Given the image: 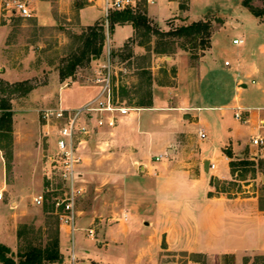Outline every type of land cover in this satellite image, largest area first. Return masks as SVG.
<instances>
[{
  "label": "rangeland",
  "instance_id": "rangeland-1",
  "mask_svg": "<svg viewBox=\"0 0 264 264\" xmlns=\"http://www.w3.org/2000/svg\"><path fill=\"white\" fill-rule=\"evenodd\" d=\"M22 1L30 7L32 16H21L13 0H0V26L8 28L0 31V67L7 72V75H0V79L10 82L29 80L34 85L27 94L18 92L9 96L0 93V104L1 98L7 96L10 98L13 112L11 135L3 137L4 150L0 148V190L4 193L0 199V236L3 233L8 235L6 244H10L8 246L12 249L14 257L18 259V252L25 251L32 245L46 246L56 233L60 236L64 260L50 264H219L221 257L222 264H236L233 254L220 256L218 251L223 243L216 236L213 247L207 250L211 244L209 235H221L219 233L222 228L226 231L228 240L224 247L231 248L235 238L242 246L248 240L258 237L261 238L259 242L263 243L264 234L260 233L263 225L253 216L257 208L264 210V147L256 146L253 153L241 150L239 154H233L234 169L238 171H232L229 178L204 175L203 178H209L215 195L233 198L236 203L242 202L244 198H250L252 202H242L236 210L233 208L228 211L229 215L222 218L216 216L217 219L215 217L214 220L216 219L217 226L209 224L199 234L197 245L204 249L190 251L189 243L194 244L195 238L180 241L175 239L176 241H173L178 245L174 242L172 247L165 234L160 235L159 239L151 237L145 241L150 226L144 228L143 220L150 217L140 202L154 199L150 192L147 194L144 190L153 180L148 181L143 178L142 173H136L132 167L134 159L124 157L120 150L116 157L109 154H112L114 149L97 148L93 142L84 145L85 164L82 178L85 189L76 203L77 230L74 241L72 240L66 227L60 224L55 210V200L62 196L63 190L50 159L57 150L55 134L53 128L45 125L43 113L48 108L60 105L77 107L83 104L88 96V88L91 89V96L86 101L98 94L101 85L94 80V69L105 59L104 48L99 57L95 55L91 65L82 64L72 75L62 78L61 67L78 52L84 40L83 34L89 32V25H83L80 21V7L88 3V0ZM179 2L184 11H187L191 3V12L197 19L202 17L200 13L203 10L209 9L205 18L213 20L216 35L214 69L205 74L203 106H214V110L203 109L202 124H196L193 128L196 131L201 125L207 127L208 137L202 141L198 140L195 150L200 155L218 159V171L226 173V161L221 157L222 154L228 155L226 150L230 149V145L224 148L219 145L224 137L223 127L227 125L230 130H238L230 133L232 138L250 137L249 125L235 115L236 106L240 104L253 109L264 106V96H258L256 90L259 83L252 82L253 79L262 80L260 75L255 74L257 70L254 65L257 64H252L244 56V52L250 47L249 38L247 37L243 44L233 42L237 33L242 34V27L237 23L248 24L255 15L243 5V0ZM149 3L158 13L160 23H165V27L160 26L156 18L148 14ZM252 3L264 7V0H253ZM179 4L177 3V7ZM135 9L146 12L156 26L165 30L187 24L182 12L180 15L168 17L171 9L169 0H154V3L135 0ZM94 13L105 14L101 8H95ZM259 20L264 22L261 18ZM97 23L106 27L104 45H110L116 68L127 69L124 75L119 74L114 78V82L119 79V90L117 89L116 94L122 101L135 106L141 98H148L147 92L151 91L152 85H148L150 77L147 76L155 70L159 73L160 82L174 85L176 81L172 79V74L175 65L156 59L159 53L157 50L165 46L164 43L161 44V36L152 35L151 42L146 43L142 51L138 48L139 51H135L136 42L146 38L142 32L135 31V41H130L128 46H125L126 42L118 45L112 40L114 29L107 24L105 16L92 25ZM180 44L181 39L177 37L173 45L165 47L171 54L182 48ZM198 51L202 53L200 48ZM226 58L231 61V65H224ZM238 66L244 71L243 80L248 83V87L242 92L237 91V82L241 75ZM136 86L139 87L138 92ZM122 92L125 93L124 96ZM2 112L0 108V116ZM89 139L98 140L92 137ZM211 171L210 169L208 173ZM204 189L205 187H200L197 190V202H200L202 195L205 196ZM171 194V198L175 197L177 202H185L187 197L194 195L186 187ZM211 194V191L207 192L208 196ZM38 195L44 196L41 204L34 201ZM206 196L204 198L207 199ZM13 201L19 202V205L10 210L7 202ZM125 211L130 212V218L128 221H121L119 217ZM149 212L154 214V209L150 207ZM132 215L134 217L131 219ZM132 221L138 223L141 229L136 226L132 228ZM90 229H94V235H90ZM73 248L76 253L75 261L71 254ZM243 253V264H264V250L258 249V246L252 251L248 248Z\"/></svg>",
  "mask_w": 264,
  "mask_h": 264
},
{
  "label": "crops",
  "instance_id": "crops-1",
  "mask_svg": "<svg viewBox=\"0 0 264 264\" xmlns=\"http://www.w3.org/2000/svg\"><path fill=\"white\" fill-rule=\"evenodd\" d=\"M148 1L154 3V0ZM176 2L178 4L180 3L179 0H169L171 9L168 17L180 15L182 12L184 13L183 16L186 17L187 24L196 20L205 19V15L210 11L209 9L203 10L202 13H200L202 17L197 19L191 12V3L187 11H184L181 4L177 7ZM95 8L104 9L105 14L94 13ZM244 10L246 9L244 8ZM148 14L150 16L152 15V18L154 16L160 26L165 27V23H160L161 21L158 18V13L151 7L150 3L148 4ZM103 16H105V20L107 21L105 0H88V3L80 7V21L83 25H92ZM237 25L242 27V34L237 33L235 36L243 37L244 43L246 42V38H249L250 47L244 52V56L249 62H252V64H257L254 65V69L257 70L255 74L260 75L262 80L257 81L253 79L255 81L252 80V82L259 83L256 89L257 94L258 96H264V22L260 21L259 18L255 16V18L250 19L248 24L238 22ZM3 29L6 30L8 28L3 25L0 26V31ZM135 31L132 23L117 24L113 30L112 40L118 45L124 44L130 38L134 37ZM215 37L216 35L213 30L211 47L198 58H192L190 53L183 48L171 54L158 53L156 57L157 61L164 63L168 61V63L175 65V71L172 74V79L176 81L174 85H169L167 82H160L158 78L159 73L156 72V70L150 72L152 82L150 83V85H152V105H135L136 108L132 109L113 130L110 132H101L97 136L92 137L95 139L97 138V141H91V139L88 138V141L81 144L83 158L85 156L83 153L84 145L86 146V144L93 142L96 143L95 145H97V148L114 149L112 154L111 152L109 153L110 155H119L121 151L122 153L120 154L124 157L126 156L130 159H134L132 167L136 173H142L143 178L148 181L153 180L154 183L150 182L149 185L144 187V190L147 194L150 192L154 199L152 201L144 200V202H140L142 206H145V212L148 217H150V219L143 220L144 228H146L147 225L150 226L147 231L148 237L145 241H148L151 237L159 239L160 235L165 234L168 243H170L172 247L177 239L180 241L181 239L186 240L195 238L196 242L194 244L189 243V245L191 244L190 251L195 249L202 251L204 248H199L197 245V240L199 239V234L202 229L212 223L214 226H217V222L215 221L217 217L222 218L227 214L229 215L228 211L233 208L236 210V207L242 205V202H252L250 198H244L242 202L236 203L237 201L233 198H224L220 195H215L213 193V186L208 181L209 178L205 177V179L203 177L204 175L210 174L211 176L216 175L229 178L232 175V168L230 165L231 158L226 154H222L221 158L226 161L227 172L220 173L218 171V159L214 160L209 156L200 155L199 152L195 150L196 142L198 140L202 141V139L207 138L208 135L206 126L201 125L196 131L193 127L196 124H202L203 109L207 108L208 110H214V106H203L205 99L203 83L205 74L211 73L214 69ZM135 46V51H139L137 48L142 51V48L145 47V45L139 42H136ZM134 50H132V52ZM195 60L196 62H194ZM226 60L229 59L226 58L225 61ZM225 61V66L232 64L230 61V64L226 65ZM240 66H238L241 71V75L237 82L238 92H242L248 87L247 81L243 80L245 74ZM0 69L2 70L0 75H7L4 68L0 67ZM127 83L129 84L130 80H128ZM244 83L247 85L243 86ZM136 87L138 88V86ZM88 89V96L85 101L91 96V89ZM238 106L243 109L244 118L248 119L246 123L251 130L250 137L240 138L237 136L232 138L230 133L232 131L237 132L238 130H230L228 126L225 125L223 127L224 137L219 143L221 148L230 145V149L234 156L239 154L241 150H249V152L253 153L257 147L252 139L256 135H264V106L253 109L250 106L244 107L238 104L236 110ZM200 131H204L206 136L201 137ZM123 147L125 150H123ZM212 162L216 163L215 168H211ZM84 164L85 158L83 166ZM210 169L212 171L208 173ZM182 187H186L190 192H193L194 195L190 198L187 197L184 200L185 202H177L174 199L175 197L173 199L171 198V193H177ZM200 187H205V196L207 192L210 191L212 194L209 196L207 195V199L202 195L200 197V202H197V190H199ZM145 199L147 198L145 197ZM7 204L10 206L9 209L11 210L14 209L13 207H17L19 202L13 201L7 202ZM150 207L154 209V214L149 212ZM16 212L17 211H13V213ZM132 217H134V215L131 216V219ZM215 217L216 219L214 220ZM254 217L263 225L261 226L262 229L260 232L263 235L264 210L257 208L256 211H254L253 218ZM186 225H188V227ZM134 226L141 229L138 223L132 221V228ZM217 229L219 230V228ZM220 232L219 234L221 235H215V233L209 235L208 239H210L211 244L208 245L207 250L213 247L214 237L216 236L218 239L220 238L221 240H219L223 243L222 248L218 251L221 254L220 256L231 253L235 257L236 264H243L242 257L244 255V250L249 248L250 251H252L257 246L258 249L264 250V242H259L261 239L260 237L254 240H248L244 246L240 245L237 238H235L236 241H233L234 243L231 248L224 247L228 241L226 240V231L222 228ZM7 239L8 235L6 233L1 234L0 242L6 244ZM176 244L177 242H175V245ZM7 245L10 244L8 243ZM120 262L122 263V261ZM219 264H222V257Z\"/></svg>",
  "mask_w": 264,
  "mask_h": 264
},
{
  "label": "built area",
  "instance_id": "built-area-1",
  "mask_svg": "<svg viewBox=\"0 0 264 264\" xmlns=\"http://www.w3.org/2000/svg\"><path fill=\"white\" fill-rule=\"evenodd\" d=\"M13 4L21 16H32L30 7L24 1L13 0ZM105 7L107 16L110 10L135 9V0H105ZM106 22L108 24V20ZM107 35H109L108 26ZM233 42L243 44L244 38L236 36L233 38ZM103 48L105 59L102 63H98L94 69V80L101 85L98 94L77 107L60 105L56 108H48L43 113L45 125L48 128H53L55 134L57 150L51 155L50 159L55 172L58 173L62 184L61 190H63L62 196L55 200V210L60 224L66 227L73 241L77 230L78 211L76 203L79 195L85 189L82 178L84 158L81 144L88 141L89 137H95L101 132H110L132 109L136 108L127 105L116 94V91L119 90V79L114 82V78L119 74L124 75L127 69L123 67L116 68L109 44L104 45ZM225 63L229 65L230 61L226 60ZM235 115L238 119L248 120L244 118V112L240 106L237 107ZM200 135L201 137L206 136L204 131H200ZM252 141L256 146L264 147L263 134L256 135ZM215 167L216 163L212 162L211 168ZM3 195V190H0V199L3 198ZM34 201L41 204L44 201V196L38 195L34 198ZM129 218L128 211H125L119 217L121 221H128ZM89 233L94 235V229H90ZM71 254L73 261H75L74 248Z\"/></svg>",
  "mask_w": 264,
  "mask_h": 264
},
{
  "label": "trees",
  "instance_id": "trees-1",
  "mask_svg": "<svg viewBox=\"0 0 264 264\" xmlns=\"http://www.w3.org/2000/svg\"><path fill=\"white\" fill-rule=\"evenodd\" d=\"M253 0H243V5L247 7L250 12L264 20V7L256 6L252 3ZM109 26L114 29L116 24L132 23L136 32H142L146 38L139 40V43L145 45L151 42L152 35L161 36V44L173 45L176 38L181 39L180 46L190 53L192 58H198L204 52L211 47L212 35L214 30L213 20L209 18L193 21L188 24H183L175 29L165 30L156 26L149 18L146 12H142L133 8H125L123 10H112L107 15ZM88 31L83 34L84 40L79 46L78 52H75L67 64L60 69V75L62 78L72 75L76 68L82 64H90L93 62L94 56H100L102 48L105 43V31L106 27L102 23L97 25H89ZM183 40H182V38ZM130 41H135L134 37L130 38L125 46L130 44ZM160 43V42H159ZM157 50L159 53H168L167 47ZM199 48L202 50L200 53ZM145 72V71H144ZM148 85L151 82V74L149 72ZM34 85L29 80H21L10 82L0 79V93H6V95H14L21 92L27 94L33 89ZM139 91V87L136 88ZM125 93L122 92L124 96ZM148 98H141L135 105L150 106L152 105V92L148 91ZM0 108L2 114L0 116V148L4 150L3 137L5 135L10 136L13 123V112L10 98L3 96L1 98ZM229 157H231L230 165L233 172H237L238 169H234L235 161L233 160V152L231 149L226 150ZM18 259L14 257L12 249L7 244L0 242V262L3 264H50L56 262H63L64 255L60 248V236L59 233L53 236L49 244L46 246L32 245L25 251L18 252Z\"/></svg>",
  "mask_w": 264,
  "mask_h": 264
},
{
  "label": "water",
  "instance_id": "water-1",
  "mask_svg": "<svg viewBox=\"0 0 264 264\" xmlns=\"http://www.w3.org/2000/svg\"><path fill=\"white\" fill-rule=\"evenodd\" d=\"M94 58H96V56H94ZM246 85H247L246 83L243 84V86H246Z\"/></svg>",
  "mask_w": 264,
  "mask_h": 264
}]
</instances>
